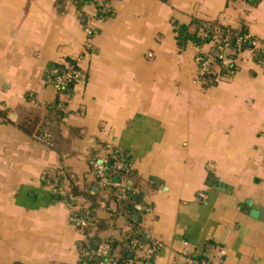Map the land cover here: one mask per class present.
<instances>
[{
	"label": "crops",
	"instance_id": "1",
	"mask_svg": "<svg viewBox=\"0 0 264 264\" xmlns=\"http://www.w3.org/2000/svg\"><path fill=\"white\" fill-rule=\"evenodd\" d=\"M108 2L0 0V264H97L93 240L122 264H264V0ZM223 29L250 40L203 77ZM108 147L134 215L93 173Z\"/></svg>",
	"mask_w": 264,
	"mask_h": 264
},
{
	"label": "built area",
	"instance_id": "2",
	"mask_svg": "<svg viewBox=\"0 0 264 264\" xmlns=\"http://www.w3.org/2000/svg\"><path fill=\"white\" fill-rule=\"evenodd\" d=\"M89 2L91 6L94 7L96 19L101 20L107 13L110 12V4L108 0H82ZM252 1V0H248ZM229 40L230 37L226 36L223 42L217 50L212 51L208 54H198L196 61L199 64V72L201 76L210 75L214 72V69L218 67H229L232 65L233 58L227 52L229 50ZM250 38L247 35H239L235 38L236 50L240 51L242 46L247 43ZM53 76V86L59 93L68 92L71 89V84L78 82L81 79V72L75 63L66 64L64 69L60 71L58 68H53L51 71ZM109 155L113 156L112 163L108 162V155L104 156L99 162L93 163V173L96 176L97 181L107 190L114 189V194L118 201L125 203L128 199L127 193V175L129 172L128 167L125 165L122 155L116 149L108 147ZM124 171V175L117 180H112L109 172H119ZM136 210H142L143 205L136 203L134 205ZM71 222L80 227L85 228L88 226V220L83 217H78L76 214L71 216ZM139 245L142 246V240L139 241ZM96 255L100 260L97 264H118L116 255L111 247V244L107 241H102L98 244L96 248ZM195 264H212L208 260L196 261Z\"/></svg>",
	"mask_w": 264,
	"mask_h": 264
},
{
	"label": "trees",
	"instance_id": "3",
	"mask_svg": "<svg viewBox=\"0 0 264 264\" xmlns=\"http://www.w3.org/2000/svg\"><path fill=\"white\" fill-rule=\"evenodd\" d=\"M77 1H78V5H79V6H85V5L88 6V5L90 4L89 2H85V1H82V0H77ZM107 15H108V14H107ZM221 33H222V36H221V38H220V42L217 44V46H218L220 43H222V42H223V39L227 36V31H226L225 29L221 30ZM209 34L211 35V34H213V33H211V32L209 31ZM231 41H232V40H231ZM231 41L229 40V42H228L229 45H230V46H231V45L234 46V44H235V40H233V42H231ZM246 45H247V44H246ZM57 68H58L60 71H62V70L64 69V65H59V66H57ZM212 74H213V73H211L210 75H206V76H204V77L212 76ZM75 84H76V83L71 84V88L74 87ZM58 107H60V106H58ZM58 107L56 108L55 111L58 113V115H62V114H60V112H59V108H58ZM27 130H29V129L27 128ZM112 161H113V156H112V155H108V162H109V164L112 163ZM96 162H99V159L96 160ZM125 165L128 167V163H126V161H125ZM109 175H110V177L112 178V180H117V179H120V178L124 175V171H119V172H109ZM110 191H112L111 193L113 194V196H114L115 199L117 200V198H116V196H115V194H114V189H110ZM127 193H128V199L125 201L124 205H125V208H127L128 212L134 215V213L136 212L134 205H135L136 203H138V202H142V200L140 199L139 196L132 194V192H131V190H130L129 188H127ZM76 215H77L78 217H86V218L88 219L87 214L85 213L84 210H80V211H78V212L76 213ZM90 226H91V225L88 224V226L85 227V229L88 230V228H89ZM134 236H135V235H134ZM135 237L137 238V236H135ZM93 241H94V242H93V244L91 245V251H93V252L96 253V248H97L98 244L100 243V241H99V240H93ZM107 242H109V243L111 244V247H112V249L114 250L115 247H116V245H117V243L114 242L113 240H109V241H107ZM128 242H129V241H128ZM122 258H123V259L127 258V254L124 253V254H123V257H121V258L116 257V259H117V263H118V264H122V261H123ZM99 260H100V258H96V261H97V262H98ZM93 261H94V260H93Z\"/></svg>",
	"mask_w": 264,
	"mask_h": 264
}]
</instances>
